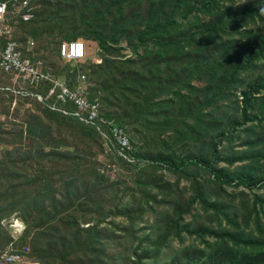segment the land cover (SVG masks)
<instances>
[{"label": "trees", "instance_id": "1", "mask_svg": "<svg viewBox=\"0 0 264 264\" xmlns=\"http://www.w3.org/2000/svg\"><path fill=\"white\" fill-rule=\"evenodd\" d=\"M11 9L22 56L82 85L129 148L49 108L50 83L0 70V222L17 215L24 226L14 237L0 224V254L264 264V198L254 192L264 189V0H28L15 19ZM72 41L94 43L93 59L85 45L83 59L61 64Z\"/></svg>", "mask_w": 264, "mask_h": 264}, {"label": "built area", "instance_id": "2", "mask_svg": "<svg viewBox=\"0 0 264 264\" xmlns=\"http://www.w3.org/2000/svg\"><path fill=\"white\" fill-rule=\"evenodd\" d=\"M28 0H8L5 3H0V37H6L3 49L0 51V70L6 74L21 76L23 80H27L30 84L38 85L40 83L48 82L51 87L47 91V98L54 99V104L49 105L52 110L61 112L65 115L76 117L79 121L92 125L97 132L118 148V151L129 148V140L125 132L115 126L113 121L105 122L100 118L99 103L96 100L87 99V92L82 85H77L74 89H70L64 80L54 79L48 72H44L38 66L33 64L29 58L23 57L18 44L12 39V29L7 25L6 11L8 6L11 9L12 18L15 19L21 9L26 8ZM10 12V9H9ZM31 17L30 9L24 13L21 18L26 21ZM28 49H31L33 43H29ZM85 44L81 41H72L62 44L59 48L60 57L68 62L79 61L85 57ZM84 79V76L80 78ZM38 101L43 102L41 95L35 94ZM61 106L71 105L74 107L72 111H65L63 108H57L55 104ZM102 125H105L107 131H104ZM13 219V218H12ZM9 219L3 222V226L7 227L11 233L19 235L24 230V226L18 219ZM28 248H24L27 252ZM25 259L20 252L14 250L12 247L9 251L0 254V264H23Z\"/></svg>", "mask_w": 264, "mask_h": 264}, {"label": "rangeland", "instance_id": "3", "mask_svg": "<svg viewBox=\"0 0 264 264\" xmlns=\"http://www.w3.org/2000/svg\"><path fill=\"white\" fill-rule=\"evenodd\" d=\"M30 42H33L32 40H29L28 41V44L30 43ZM85 43V45H86V47H87V58H92V57H94V55H95V53L97 52V48H96V45L94 44V43H88V42H84ZM27 44V45H28ZM30 45H28V47H29ZM32 47H34V46H31V48ZM30 48V47H29ZM52 49H53V53H54V51H55V46L53 45L52 46ZM93 59V58H92ZM95 59V58H94ZM60 62H61V64H64V65H66V64H69V63H72V62H68V61H66V60H64V59H62L61 57H60V60H59ZM41 66V65H40ZM50 74V73H49ZM51 75V74H50ZM52 76V75H51ZM53 77V76H52ZM54 78V77H53ZM18 80V78L17 77H13V81H16V80ZM18 99V98H17ZM25 107H28V104L25 106ZM20 119V118H19ZM5 127H10L9 126V124H7ZM1 156H2V153H1V151H0V158H1ZM100 158V161L103 163V165L106 167V174L107 175H109L110 177H111V179H113L114 177H116V175H117V171H116V168H115V166L113 167L112 165H110V166H107V165H109V161L107 160V159H105V158H103V157H99ZM255 192V194L256 195H259V196H261V197H263L264 198V189H260V190H256V191H254ZM2 207H5V203H3L2 204ZM147 217V216H146ZM18 219V217H17V215H13L12 217H10V219ZM121 217H119V218H114L115 219V221L117 222H120L122 219H120ZM12 219V220H13ZM19 221V220H18ZM3 222H4V220L3 221H1L0 222V224H2V226H3ZM20 222V221H19ZM11 232V231H10ZM11 235H13L14 237H17V235L15 234V233H11ZM11 247V246H10ZM10 247H8V248H10ZM7 248V249H8ZM6 249V250H7ZM5 251V250H4ZM23 264H37V263H31L30 261H25Z\"/></svg>", "mask_w": 264, "mask_h": 264}]
</instances>
